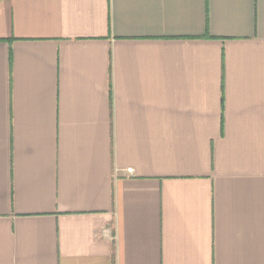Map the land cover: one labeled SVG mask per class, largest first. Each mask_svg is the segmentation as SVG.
Here are the masks:
<instances>
[{"label": "crops", "instance_id": "1", "mask_svg": "<svg viewBox=\"0 0 264 264\" xmlns=\"http://www.w3.org/2000/svg\"><path fill=\"white\" fill-rule=\"evenodd\" d=\"M0 264H264V0H0Z\"/></svg>", "mask_w": 264, "mask_h": 264}]
</instances>
